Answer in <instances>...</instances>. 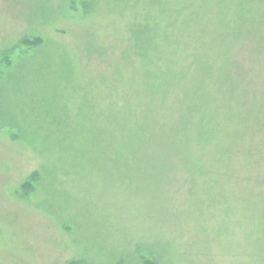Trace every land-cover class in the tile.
<instances>
[{
  "label": "rangeland",
  "instance_id": "rangeland-1",
  "mask_svg": "<svg viewBox=\"0 0 264 264\" xmlns=\"http://www.w3.org/2000/svg\"><path fill=\"white\" fill-rule=\"evenodd\" d=\"M77 260L264 264V0H0V264Z\"/></svg>",
  "mask_w": 264,
  "mask_h": 264
},
{
  "label": "trees",
  "instance_id": "trees-1",
  "mask_svg": "<svg viewBox=\"0 0 264 264\" xmlns=\"http://www.w3.org/2000/svg\"><path fill=\"white\" fill-rule=\"evenodd\" d=\"M234 30H235V34H234V36H235V38H233V37H229L228 35H227V37L231 40V41H234V40H236V37H239V36H241V34H243V32H244V28H242L241 29V32L239 33V31L237 30V28H235L234 27ZM219 34L217 33V34H215V35H213V36H218ZM70 264H83L81 261H72Z\"/></svg>",
  "mask_w": 264,
  "mask_h": 264
}]
</instances>
